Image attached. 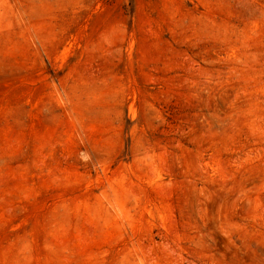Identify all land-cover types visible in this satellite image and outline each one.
Returning a JSON list of instances; mask_svg holds the SVG:
<instances>
[{
  "label": "rangeland",
  "instance_id": "rangeland-1",
  "mask_svg": "<svg viewBox=\"0 0 264 264\" xmlns=\"http://www.w3.org/2000/svg\"><path fill=\"white\" fill-rule=\"evenodd\" d=\"M0 264H264V0H0Z\"/></svg>",
  "mask_w": 264,
  "mask_h": 264
}]
</instances>
